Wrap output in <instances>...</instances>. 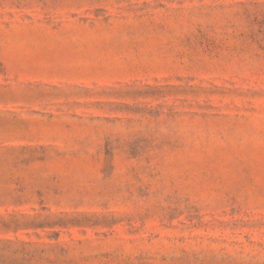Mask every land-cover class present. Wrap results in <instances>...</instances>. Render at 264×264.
<instances>
[{
  "label": "rangeland",
  "instance_id": "1",
  "mask_svg": "<svg viewBox=\"0 0 264 264\" xmlns=\"http://www.w3.org/2000/svg\"><path fill=\"white\" fill-rule=\"evenodd\" d=\"M0 264H264V0H0Z\"/></svg>",
  "mask_w": 264,
  "mask_h": 264
}]
</instances>
